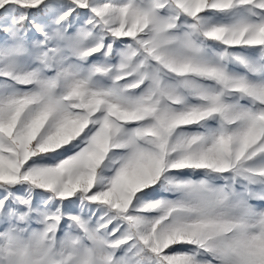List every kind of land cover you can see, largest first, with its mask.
I'll list each match as a JSON object with an SVG mask.
<instances>
[{
    "label": "snow or ice",
    "instance_id": "snow-or-ice-1",
    "mask_svg": "<svg viewBox=\"0 0 264 264\" xmlns=\"http://www.w3.org/2000/svg\"><path fill=\"white\" fill-rule=\"evenodd\" d=\"M0 264H264V0H0Z\"/></svg>",
    "mask_w": 264,
    "mask_h": 264
}]
</instances>
